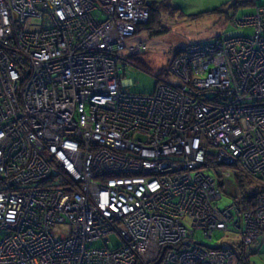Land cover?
Here are the masks:
<instances>
[{"label": "built area", "instance_id": "2783aa9c", "mask_svg": "<svg viewBox=\"0 0 264 264\" xmlns=\"http://www.w3.org/2000/svg\"><path fill=\"white\" fill-rule=\"evenodd\" d=\"M256 1L235 21L251 36L186 45L143 95L120 74L145 50L128 43L144 0H0V264H233L234 237L260 238ZM236 167L261 190L221 207Z\"/></svg>", "mask_w": 264, "mask_h": 264}, {"label": "rangeland", "instance_id": "374dc122", "mask_svg": "<svg viewBox=\"0 0 264 264\" xmlns=\"http://www.w3.org/2000/svg\"><path fill=\"white\" fill-rule=\"evenodd\" d=\"M169 2V8L161 9L158 15L159 25L166 32L153 37L147 32H140L133 40L128 41L129 44L140 42L145 47L144 51L134 57H140L154 71L151 74L134 65H127L120 75H122V84L124 86L129 84L126 89L131 93L151 94L160 79H168L167 76H160L158 80L156 75L159 73L158 69L163 66L168 68V62L172 60L178 48L191 43L209 42L220 37H249L253 33V28L235 25L236 20L254 12L255 8L251 0H169ZM31 22L38 23L39 20ZM206 173L212 179H217L214 171ZM229 183L232 184V181L229 180ZM219 190L222 196L219 202L221 207L231 205L234 196L240 197L238 189L231 190L228 183L219 187ZM221 235L222 233L216 232L212 240L208 241L199 234V241L208 247H216ZM234 239L239 243L238 237ZM110 241V247L118 245L115 236H111ZM257 241L244 246H247L248 250V247L253 246ZM102 245L101 241H95L89 243L88 247L101 248Z\"/></svg>", "mask_w": 264, "mask_h": 264}, {"label": "trees", "instance_id": "16d2710c", "mask_svg": "<svg viewBox=\"0 0 264 264\" xmlns=\"http://www.w3.org/2000/svg\"><path fill=\"white\" fill-rule=\"evenodd\" d=\"M251 3H253V5L255 4L256 6L263 4L262 1L254 2V0H251ZM166 7L169 8L168 3L166 4V2L149 7V17L145 23L136 26V33L147 32L149 36L153 37L154 35L156 36L158 34H163L164 32H166V30H163L160 27L159 19H158L159 18L158 15L161 12V9H164ZM255 10L253 13H255ZM253 13H251V15ZM183 51H184L183 47L176 49L175 54L173 55L172 59L182 54ZM128 62L130 65H134L135 67L141 69L142 71H146L151 74L154 73L152 68L149 67L148 63H145L144 60H141L140 57L132 56L128 59ZM169 63L170 62H168V65ZM158 70H159V73H157L156 79H159L160 76L168 77L167 67L163 66L162 68ZM232 170H233V179H230V180L232 181L233 185H231L229 181H228V185L231 190L237 191L236 188L238 189V194L240 197L237 196V198H241L243 200V197H246L248 195V197L251 199L253 198V196L256 195L255 193L256 191H258L259 189L261 190L258 179L252 178L248 176L247 174H244L242 170H240L237 167ZM251 188H252V191L249 192ZM242 210H244V207L242 208ZM228 245L233 253V264H249V252L247 250V246H244L241 243H230Z\"/></svg>", "mask_w": 264, "mask_h": 264}, {"label": "crops", "instance_id": "0c3cea01", "mask_svg": "<svg viewBox=\"0 0 264 264\" xmlns=\"http://www.w3.org/2000/svg\"><path fill=\"white\" fill-rule=\"evenodd\" d=\"M144 1L149 7L155 6L160 3H165L166 1H167L166 4L169 2V0H153L149 2L146 0ZM174 9L179 10V8H174ZM248 252H249V264H264V233L260 236L259 240L255 244H253V246L248 247Z\"/></svg>", "mask_w": 264, "mask_h": 264}, {"label": "clouds", "instance_id": "9594fccd", "mask_svg": "<svg viewBox=\"0 0 264 264\" xmlns=\"http://www.w3.org/2000/svg\"><path fill=\"white\" fill-rule=\"evenodd\" d=\"M147 5V4H146ZM148 6V5H147ZM148 9H149V6H148ZM184 48V47H183Z\"/></svg>", "mask_w": 264, "mask_h": 264}]
</instances>
